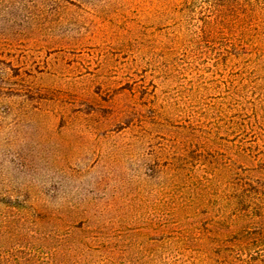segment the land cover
Segmentation results:
<instances>
[{
  "label": "rangeland",
  "instance_id": "obj_1",
  "mask_svg": "<svg viewBox=\"0 0 264 264\" xmlns=\"http://www.w3.org/2000/svg\"><path fill=\"white\" fill-rule=\"evenodd\" d=\"M210 1L0 0V264H264L224 202L264 185L257 47Z\"/></svg>",
  "mask_w": 264,
  "mask_h": 264
},
{
  "label": "trees",
  "instance_id": "obj_2",
  "mask_svg": "<svg viewBox=\"0 0 264 264\" xmlns=\"http://www.w3.org/2000/svg\"><path fill=\"white\" fill-rule=\"evenodd\" d=\"M207 5L210 19L219 15L222 10L237 9L238 14L235 21L239 24V37H237V43L234 45L239 50L248 45H255L257 49L255 53L249 52L248 54L241 50L242 52L236 55L239 61L251 63L250 67L255 70V74L256 71L260 70L262 74H256L258 77L256 79L259 82H264V0H211ZM226 16L220 21L224 23ZM251 57L252 60H250ZM252 184V181L241 179L237 182L234 192L227 195L232 197L224 196L227 210H232L236 218L239 217L246 222L244 228L238 234H234V239H231L233 246L228 247L227 251L232 256H264L255 254L257 237L262 236H252L253 232H251L256 228L264 230V185L256 184L255 187ZM254 222L259 224L250 226ZM228 236L231 234L224 235V237Z\"/></svg>",
  "mask_w": 264,
  "mask_h": 264
}]
</instances>
